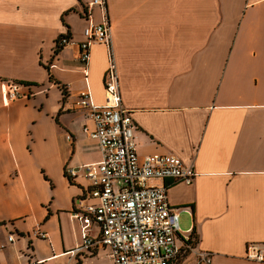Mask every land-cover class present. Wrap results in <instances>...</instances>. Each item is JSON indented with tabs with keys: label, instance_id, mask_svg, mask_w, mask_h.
Returning <instances> with one entry per match:
<instances>
[{
	"label": "crops",
	"instance_id": "0c3cea01",
	"mask_svg": "<svg viewBox=\"0 0 264 264\" xmlns=\"http://www.w3.org/2000/svg\"><path fill=\"white\" fill-rule=\"evenodd\" d=\"M92 1L0 0V264H113L107 248L72 255L86 182L66 170L102 159L76 105ZM92 17L102 21L99 7ZM107 17L137 153L175 155L197 173L169 189L181 236L213 264H262L246 254L264 244V0H107ZM64 35L72 45L55 55ZM108 67L107 46L93 45L88 82L99 106ZM12 81L30 97L5 104ZM176 264H196V254L182 249Z\"/></svg>",
	"mask_w": 264,
	"mask_h": 264
},
{
	"label": "built area",
	"instance_id": "2783aa9c",
	"mask_svg": "<svg viewBox=\"0 0 264 264\" xmlns=\"http://www.w3.org/2000/svg\"><path fill=\"white\" fill-rule=\"evenodd\" d=\"M96 6L102 12L99 23L92 19ZM86 21L83 40L78 43L86 87L76 105L87 112L92 122V127L85 126L83 131L97 142L102 159L82 166L81 171L66 170L72 182L78 178L86 182L81 186L82 194L74 212L81 222L82 243L72 255L84 249L107 248L113 264H176L185 249L196 254V264H213L211 252L197 250L191 236H181L179 211L169 202L172 186L193 184L197 176L194 167L171 154L141 158L137 153L135 122L124 108L120 92L107 0L88 4ZM72 42L69 35L61 36L55 50L63 51ZM95 44L108 48L109 67L103 78L107 102L103 106L93 101L88 82L90 50ZM3 94L4 103L9 104L28 99L31 91L26 85L12 81L4 84ZM93 226L98 229L96 236L91 232ZM38 236L47 238L43 232H38ZM9 241H14V235ZM246 258L264 264V244H250Z\"/></svg>",
	"mask_w": 264,
	"mask_h": 264
},
{
	"label": "trees",
	"instance_id": "16d2710c",
	"mask_svg": "<svg viewBox=\"0 0 264 264\" xmlns=\"http://www.w3.org/2000/svg\"><path fill=\"white\" fill-rule=\"evenodd\" d=\"M59 52L57 50H55V55H58ZM24 82H21V84H23ZM25 84V83H24ZM69 180L72 182V180L69 178Z\"/></svg>",
	"mask_w": 264,
	"mask_h": 264
}]
</instances>
